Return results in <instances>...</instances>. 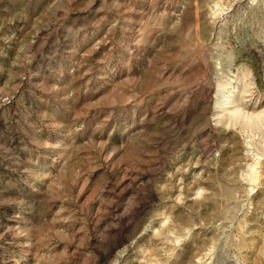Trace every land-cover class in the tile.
Instances as JSON below:
<instances>
[{
  "label": "rangeland",
  "instance_id": "rangeland-1",
  "mask_svg": "<svg viewBox=\"0 0 264 264\" xmlns=\"http://www.w3.org/2000/svg\"><path fill=\"white\" fill-rule=\"evenodd\" d=\"M0 264H264V0H0Z\"/></svg>",
  "mask_w": 264,
  "mask_h": 264
}]
</instances>
